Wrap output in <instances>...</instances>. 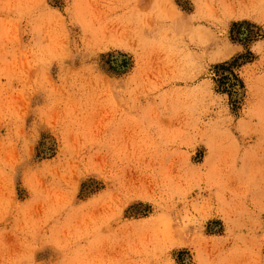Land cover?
I'll return each mask as SVG.
<instances>
[{
	"label": "rangeland",
	"instance_id": "374dc122",
	"mask_svg": "<svg viewBox=\"0 0 264 264\" xmlns=\"http://www.w3.org/2000/svg\"><path fill=\"white\" fill-rule=\"evenodd\" d=\"M0 264H264V0H0Z\"/></svg>",
	"mask_w": 264,
	"mask_h": 264
},
{
	"label": "bare ground",
	"instance_id": "6f19581e",
	"mask_svg": "<svg viewBox=\"0 0 264 264\" xmlns=\"http://www.w3.org/2000/svg\"><path fill=\"white\" fill-rule=\"evenodd\" d=\"M229 48H231V47L229 46ZM227 50H228V49H227ZM227 52L229 53V51H227ZM231 52H232V50L230 51V53H231ZM221 53H222V52H221ZM230 53H229V54H230ZM231 54H232V53H231ZM221 56H222V55H221ZM223 56H224V55H223ZM227 56H228V54L226 53V54H225V58H226ZM218 57H219V56H218Z\"/></svg>",
	"mask_w": 264,
	"mask_h": 264
}]
</instances>
